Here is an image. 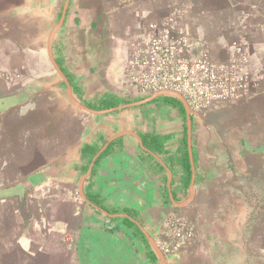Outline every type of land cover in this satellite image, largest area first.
Wrapping results in <instances>:
<instances>
[{
	"label": "crops",
	"instance_id": "obj_1",
	"mask_svg": "<svg viewBox=\"0 0 264 264\" xmlns=\"http://www.w3.org/2000/svg\"><path fill=\"white\" fill-rule=\"evenodd\" d=\"M160 27L187 57L242 58L223 129L117 81ZM178 215L195 239L164 264H264V0H0V264H74L82 225L124 218L162 264Z\"/></svg>",
	"mask_w": 264,
	"mask_h": 264
},
{
	"label": "built area",
	"instance_id": "obj_2",
	"mask_svg": "<svg viewBox=\"0 0 264 264\" xmlns=\"http://www.w3.org/2000/svg\"><path fill=\"white\" fill-rule=\"evenodd\" d=\"M150 41L136 46L128 66L129 79L140 93L175 92L194 111L247 96L238 72L242 58L228 65L207 58H185L180 54L183 42L170 28L160 29ZM171 226L173 242L164 247L167 251L175 250L189 229L188 222L178 218Z\"/></svg>",
	"mask_w": 264,
	"mask_h": 264
},
{
	"label": "trees",
	"instance_id": "obj_3",
	"mask_svg": "<svg viewBox=\"0 0 264 264\" xmlns=\"http://www.w3.org/2000/svg\"><path fill=\"white\" fill-rule=\"evenodd\" d=\"M115 104L113 100L109 103L104 100L102 107ZM91 201L107 210L96 198L92 197ZM122 223L123 226L116 223L82 225L75 243L74 264H143L142 246L149 244L147 235L127 218L122 219ZM145 256L152 258L154 253L149 249Z\"/></svg>",
	"mask_w": 264,
	"mask_h": 264
},
{
	"label": "rangeland",
	"instance_id": "obj_4",
	"mask_svg": "<svg viewBox=\"0 0 264 264\" xmlns=\"http://www.w3.org/2000/svg\"><path fill=\"white\" fill-rule=\"evenodd\" d=\"M160 29H161V27H160ZM160 29L158 30V32L160 31ZM150 40H152V39L150 38ZM150 40L146 39V40H141V41H137V42H127L126 54L124 53V55L120 59L121 60L120 63L123 66V73H121V76H120V78H118L117 81L121 82L122 84H125L124 86H126L128 93L132 96H141V97L145 98V97H149L153 94V93H149V94L140 93L137 86H135V84H133L130 81L129 72H128V66H129V62L131 59V55L133 54L136 46H138L140 44H142V45L148 44L149 42H151ZM112 47H114V49H118L119 44L116 43L114 46L112 45ZM180 54L183 57L188 58L190 60L199 59V58H190V57L185 56L183 54L182 48L180 49ZM223 104H227V103H223ZM221 107H222V104H216V105L211 106L210 108H208L204 111H194V110L190 109L189 107L188 108H189V110H192L195 113H202V114H205L207 112L212 113L214 111L213 109H215V115H214V117H211V119H213V121L216 123V125L218 124V126H221L223 129L224 126H226L228 123V121L225 120V117H224V114H228V109L222 110V109H220ZM216 108H218V109H216ZM214 122H212L210 120L207 121V123H210V124H212ZM176 218L179 219V215L177 217L172 216V218H170L168 220V226H167L168 230H166V232H164V234H162V235L159 234L157 239H156V237L152 238V240L154 241V244L161 251L164 259L167 256H169L171 253L179 250L182 247V245L185 244V242L187 240L195 239V237H192L193 236L194 223L189 221L190 219L188 218L187 222L189 225V229H188L187 233L185 234V237H184L183 241L181 242V244L175 250H172V249H170V251L165 250L167 247L166 248H164V247L172 244V242H173V230H172L171 223Z\"/></svg>",
	"mask_w": 264,
	"mask_h": 264
},
{
	"label": "water",
	"instance_id": "obj_5",
	"mask_svg": "<svg viewBox=\"0 0 264 264\" xmlns=\"http://www.w3.org/2000/svg\"><path fill=\"white\" fill-rule=\"evenodd\" d=\"M162 95L173 96V97L177 98L180 102H182V104H183L185 107H187V105H186V103L184 102V100L182 99V97H181L179 94H177V93H175V92H171V91H162V92H158V93L153 94V95H151V96H149V97H147V98H151V97H154V96H162ZM155 248L157 249V253H158V257H159L160 262H161L162 264H164V258H163V256H162L161 251H160L157 247H155Z\"/></svg>",
	"mask_w": 264,
	"mask_h": 264
}]
</instances>
